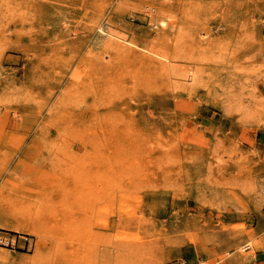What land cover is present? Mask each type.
I'll use <instances>...</instances> for the list:
<instances>
[{"label":"rangeland","instance_id":"1","mask_svg":"<svg viewBox=\"0 0 264 264\" xmlns=\"http://www.w3.org/2000/svg\"><path fill=\"white\" fill-rule=\"evenodd\" d=\"M0 264H264V0H0Z\"/></svg>","mask_w":264,"mask_h":264},{"label":"built area","instance_id":"2","mask_svg":"<svg viewBox=\"0 0 264 264\" xmlns=\"http://www.w3.org/2000/svg\"><path fill=\"white\" fill-rule=\"evenodd\" d=\"M8 242L9 241L6 238L0 236V243L7 244Z\"/></svg>","mask_w":264,"mask_h":264}]
</instances>
